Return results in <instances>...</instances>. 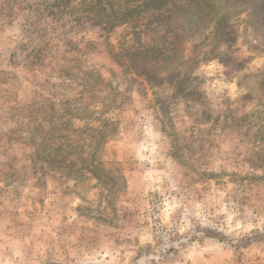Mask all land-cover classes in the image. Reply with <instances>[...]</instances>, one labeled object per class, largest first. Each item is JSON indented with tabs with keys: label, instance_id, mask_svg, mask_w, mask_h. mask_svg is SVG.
<instances>
[{
	"label": "clouds",
	"instance_id": "9594fccd",
	"mask_svg": "<svg viewBox=\"0 0 264 264\" xmlns=\"http://www.w3.org/2000/svg\"><path fill=\"white\" fill-rule=\"evenodd\" d=\"M28 3L0 18V264H264V105L246 99L264 37L241 24L231 67L185 41L148 76L121 65L127 25L72 32ZM87 77L105 134L69 178L39 159L31 106Z\"/></svg>",
	"mask_w": 264,
	"mask_h": 264
},
{
	"label": "rangeland",
	"instance_id": "374dc122",
	"mask_svg": "<svg viewBox=\"0 0 264 264\" xmlns=\"http://www.w3.org/2000/svg\"><path fill=\"white\" fill-rule=\"evenodd\" d=\"M53 1L39 0L38 4L28 3L27 7H36L37 10L43 8V13L53 23L59 24L61 21H65L62 26L67 27L70 24L72 32L84 31L90 26L93 29L100 28L103 32L110 34L116 26L127 25V35L131 37V40L126 39L128 47L122 46L121 65L124 61L129 63L130 59H133L131 54L137 51L141 52L144 46L152 43L160 46L164 41L163 37L159 38L161 32L151 28L143 30L142 23L138 22L135 25V20L129 24L112 25L109 24L107 17H104L103 20V17H100L97 12L92 16L88 15L87 6L94 0H57L62 2L66 9L61 10V13L51 14L48 6ZM125 1L109 0L107 2L109 16L114 14L113 12L120 11L126 5ZM213 2L215 5L211 8L212 12L208 8L207 15L202 21L196 22L194 27L183 26L178 29L179 31L176 32L178 38L175 37L176 40L172 41L174 44L172 48L175 51L185 41L199 40L200 42L193 47L194 56L198 58L204 49H209L205 53L206 58L220 56L221 63L226 67H231L234 61L230 56L239 51L235 45L239 38L241 24L247 26L245 28L246 36L250 35L252 39L264 37V0H210L209 3ZM22 5L23 0H3V3L0 4V18L8 15L12 6L22 7ZM190 10V6H188L184 11L189 12ZM243 11L249 12L247 21L239 19ZM198 24H201V27ZM245 42L249 41L246 39ZM69 44H71L70 41ZM222 48H227L228 56H221ZM97 83L95 78L87 77L82 82L83 91L78 99L59 100L56 103L38 102L31 106L34 121L32 133L34 137H39L42 141V154L39 159L47 164L50 170L60 172L69 178L79 176L83 169L89 167L90 162L84 159V153L93 145L98 147L105 134L104 131L91 126L93 121H99V117H95V114L89 111L91 98L85 99L92 94ZM180 85L183 90L184 82L181 81ZM248 86L251 95L246 99H255L264 105V79L256 78ZM257 138L264 142V129L258 131ZM90 141L91 143H89ZM78 164L82 167H78ZM41 170L43 171V168Z\"/></svg>",
	"mask_w": 264,
	"mask_h": 264
},
{
	"label": "trees",
	"instance_id": "16d2710c",
	"mask_svg": "<svg viewBox=\"0 0 264 264\" xmlns=\"http://www.w3.org/2000/svg\"><path fill=\"white\" fill-rule=\"evenodd\" d=\"M107 2L109 0L90 2L89 7L87 6V14L92 16L93 13L97 12L100 17H103V20L104 17H107L109 24L112 25L129 24L132 20H135V25L138 22L142 23L143 30L151 28L161 32L159 38L163 37L164 44L162 43L160 46L154 43L148 44V46L141 49V52L137 51L131 54L133 59L131 58L129 61L130 68L139 74L148 76H151V69L154 65L170 63L169 54L173 52L172 46L174 45L172 41L176 40L178 29L183 26L187 28L188 26L194 27L196 22H200L205 18L208 8L212 12L211 8L215 5L214 2L209 3L210 0H126V5L120 11L113 12L114 14L109 16ZM188 6L191 10L185 12L184 10ZM48 9L51 14H54V12L61 13V10H65L66 6L62 5L60 1L54 0L49 4ZM198 25L201 27V24ZM190 31L192 32V29ZM177 87L182 88L180 82Z\"/></svg>",
	"mask_w": 264,
	"mask_h": 264
}]
</instances>
